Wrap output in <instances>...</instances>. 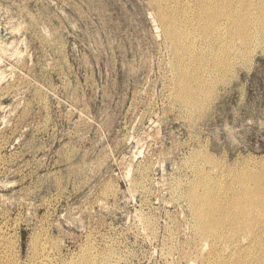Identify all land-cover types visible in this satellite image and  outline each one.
<instances>
[{
  "label": "rangeland",
  "instance_id": "1",
  "mask_svg": "<svg viewBox=\"0 0 264 264\" xmlns=\"http://www.w3.org/2000/svg\"><path fill=\"white\" fill-rule=\"evenodd\" d=\"M202 2L0 0V264L264 257L197 227L192 194L239 212L228 199L264 174V37L218 39Z\"/></svg>",
  "mask_w": 264,
  "mask_h": 264
},
{
  "label": "bare ground",
  "instance_id": "2",
  "mask_svg": "<svg viewBox=\"0 0 264 264\" xmlns=\"http://www.w3.org/2000/svg\"><path fill=\"white\" fill-rule=\"evenodd\" d=\"M204 1L199 6L198 21L195 20L196 24L200 23L202 19L212 23L213 27L218 24V20L226 22V26L225 23H220L213 30L218 39H222L221 35L224 36V31L227 32L228 39L241 36L244 40L247 37L259 40L264 37V0ZM159 12L166 36L174 40L175 54L181 57L184 48L180 45L181 42L178 39L179 27L174 23L176 18H166V14L161 8H159ZM198 27H201L202 33L207 31V26L198 25ZM185 33L187 31L183 34ZM245 45L248 47V42ZM228 48L230 49V46ZM245 49L243 55L248 51ZM239 51L240 49L237 52ZM185 79L180 78L179 80L182 91L177 95V99L189 108H199L201 106L198 100L200 91L198 89H196V92L192 89L188 90L184 85ZM258 174L260 175L259 172ZM242 182L243 188L241 191L236 196L228 199V203L239 208V212H218L211 190H208L202 196L192 194L191 200L196 214L197 227L202 235L215 236L213 241L218 238L221 239L220 236L224 228H227L233 234H249L251 244H257L258 248L264 252V185H258L260 182L264 184V174L257 180V185L251 183L249 175L243 178ZM205 186L210 187V185ZM228 240L232 241L231 238H228ZM212 264L228 263L226 261H214ZM235 264H264V257L240 258Z\"/></svg>",
  "mask_w": 264,
  "mask_h": 264
}]
</instances>
